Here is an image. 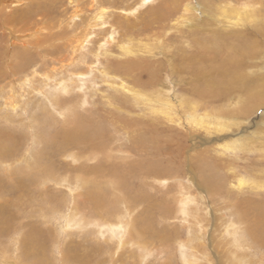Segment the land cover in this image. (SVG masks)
Returning <instances> with one entry per match:
<instances>
[{
  "label": "rangeland",
  "instance_id": "obj_1",
  "mask_svg": "<svg viewBox=\"0 0 264 264\" xmlns=\"http://www.w3.org/2000/svg\"><path fill=\"white\" fill-rule=\"evenodd\" d=\"M97 1L114 3L125 8L136 7V13L127 18L119 17L124 14L119 15V11L116 12V9L111 7L120 20L135 23V28H132L133 31L135 30L134 33L130 34L128 25L124 22L121 25L123 29L112 26L117 28L115 33L110 30L107 34L106 31L113 20V16H110L109 25L107 23L98 27L86 38L84 47L72 50L65 41L69 33L68 29L69 31L72 29L71 25L68 27L69 21L76 8L82 9L83 12H79V15L74 17L78 24L81 17L87 18L93 15L95 7L92 0H78L79 5L70 0H36V5L40 6V9L37 10L38 15L35 11V16L29 24L31 27L33 24L40 26L48 24L52 28L45 29L44 34L53 33L52 37L32 48L34 65L27 72L15 77L0 73V152H2L0 153V264H69L66 255L72 247L83 254L88 249L91 250L93 254L90 257L99 259L92 264H163L168 260V254L174 257L176 264H189L187 254L191 252L188 247L191 245L200 246V251L207 250L202 254H209V259H200L198 264H228L232 260L231 251L234 248L231 247L226 234L227 222L233 221L243 229L245 236L248 235L250 232L248 233L246 219L252 221L251 217H255L249 215L244 219L242 216L245 210L252 213L254 211L241 204H245L246 199L264 201V103L247 104L244 95L240 96L238 91L234 94L232 90L219 96H211L209 89L202 93L195 92V82L192 84L190 73L192 69L204 67L202 62H198L199 59L193 60L187 55L196 52L206 55V49L199 46L201 43L198 48L194 43L195 38L202 35L200 33L196 35L191 31L190 38L181 37V34L189 33V28L186 26L180 30V33L176 31L177 29L165 31L167 26L169 28L170 24L173 25L178 21L177 18L181 17V14L171 20L150 21L152 16L156 17L155 13L162 3L169 0H151V2L147 0L145 4H141L144 0ZM190 1L195 5V10L199 11L201 10L199 4H206L208 0ZM210 1H214L217 7V4L223 0ZM253 2L259 3V6L256 7V18L253 17L252 23L235 24V26L229 22L218 23L213 27V30L216 29L222 35L218 40L225 41L229 38L239 42L248 38L246 35L248 26L252 28L249 30L251 31L259 25H264V0H253ZM26 3L28 1L23 0L17 6L25 7ZM233 3L236 1L233 0ZM46 4L49 7L43 9V5ZM123 7H119V10H123ZM162 11L163 9L160 10V15ZM195 14L197 17L190 15L193 23H203L204 21L199 20L201 14L197 12ZM61 22L62 24L59 25ZM103 26L105 28H102ZM3 33L7 31L0 27V47L2 50L5 48L7 50L10 45L8 40L15 39L10 36L6 38ZM259 33L260 37L264 36V29ZM110 35L112 39L102 40V37L108 38ZM159 35L164 43L159 40ZM59 38L62 40L58 41ZM183 39L189 41L188 46L185 47L186 43ZM19 44L22 46L21 43ZM262 46L263 48L258 52H263V57L259 58L258 62L263 65L262 71H264V40ZM181 47L184 51L180 49ZM214 49H217V46L210 45V50ZM179 55L185 60L182 65L185 73L182 74L178 73L173 65L175 62L179 64L175 58ZM118 61L128 63L117 64ZM62 63L67 66L62 68ZM0 64L8 63L4 60ZM206 66H212L211 71L218 70L213 64L209 63ZM252 70L247 69L250 72ZM70 71L84 72L88 80L77 86H71L69 92L63 91L61 95L53 97V89L56 87L54 84L68 79ZM30 72L32 74L25 75ZM151 74L156 75L154 85L149 84ZM137 91L152 96L151 99H159L161 92V95L166 97L173 107L175 106V112L172 114L174 119L171 120L170 116L164 114L155 119L154 114L149 113L148 110H152L153 106L145 108L140 105L141 102L136 101L140 99L134 95L139 96L135 93ZM81 93H85L89 100L85 102L79 100L77 97ZM189 94L198 97L199 101L196 103L190 100ZM182 99L184 102L196 104L197 117L206 112L218 115L219 121L223 120L227 126H219L214 120L208 123L207 119L200 122L188 118L189 114L182 113L178 105ZM50 100L58 101L60 106H54ZM74 104L78 110L74 115L70 112V108L63 111V106L73 107ZM186 104V107L191 109L189 103ZM59 110L63 111L62 115ZM108 112L119 114V119L125 121L123 125L121 122L116 123L115 129L112 127L114 131L104 139V143H111L115 152V155H112V162L115 164L112 165L127 166V168L130 166L127 170L129 192L137 198L134 205L128 202V205L134 209L132 214L140 213L142 216L146 214L143 212L146 206L145 200L154 202L160 199L161 202L162 199L165 201L167 199L171 205L176 192L170 185L175 183L170 176L173 172L175 175L179 173L180 176L185 177L182 178L187 184L184 190L195 193L197 201L208 211L205 214L207 226L205 236L193 231L191 224L183 221L182 218H174L170 221L159 218L155 222L157 226L169 229L177 226L181 232L178 233L179 238L171 241L172 250L168 249L163 256L159 258L149 256L142 259L141 254L139 257L133 256L134 251L137 250L136 246H131L132 248L127 246L120 250L116 246L117 240L107 239L105 234L87 232L84 228L78 229L76 226L65 228L66 217L73 212L72 203L79 204L85 194L93 195L94 191L107 192L110 199H116V206L124 205L117 202L118 195L122 194L120 190L114 189L104 177L97 178L91 174V171H86L89 169L86 166L97 164L100 160L86 161L81 159L83 155H76L79 159L75 162L69 155H54L63 134L77 119V113H86L96 120L101 113L108 114ZM111 120L115 119L111 117ZM130 121L133 123L131 124ZM149 122L157 125L154 131L146 125ZM134 123L138 125L136 129ZM141 125L146 126L147 129L139 127ZM141 131L143 134L140 135ZM133 135L134 138L139 135L144 136L153 142L148 145L147 151L139 152L136 148L134 150L138 152L134 155H117V148L125 149L131 145L129 138ZM157 138L158 140H154ZM156 148L161 152L160 155H153V150ZM124 156L128 163L119 164L118 161ZM48 161L50 165L46 164ZM101 161L106 162L103 159ZM152 170L157 172V175L149 177L151 172L148 171ZM83 177H91L92 182L83 184ZM209 178L211 181L213 179L212 182L216 185L214 188H209L207 182ZM163 179L168 182H164ZM100 183L102 184L97 185ZM71 194L76 197L72 198ZM158 213L160 217L165 216L160 211ZM116 219L117 217L114 216L113 220ZM40 227L44 228L43 231L46 233V251L42 253L38 244L34 242L37 244V249L33 256H28L27 254L31 255V251L27 247L28 243L24 242L25 236ZM86 232L88 235L83 238L82 233ZM192 232L199 238L192 235ZM191 237L194 243L189 242ZM156 244L158 242L154 243L155 246ZM242 256L246 258L247 264H264V248L257 244L243 248Z\"/></svg>",
  "mask_w": 264,
  "mask_h": 264
},
{
  "label": "bare ground",
  "instance_id": "obj_2",
  "mask_svg": "<svg viewBox=\"0 0 264 264\" xmlns=\"http://www.w3.org/2000/svg\"><path fill=\"white\" fill-rule=\"evenodd\" d=\"M24 1H28V3H26L27 5L25 4V7H21L17 5L21 4L23 0H0V27H3V29L7 31V33H3L6 38L7 36H10L12 39H15L12 41L8 40V43L10 45H8L7 50L6 48L2 50V48L0 47V63L4 60H7L8 63L7 65L0 64V73L3 75L9 74L15 77L20 73H23L25 71L27 72V70L34 65L35 58L33 53L31 52L32 48H34V46H36L37 44L45 43L50 37H52L51 35L53 34H44L46 32L45 29L47 30L52 28L51 26H48V24L44 26H40V24H33V27H31L29 22H31V19L34 18L35 11L36 15H38L37 10L40 9V6L36 5V0ZM71 1L74 4H80L78 0H70V2ZM146 1L147 0H144V2L142 1L141 4H145ZM148 1L151 2V0ZM235 1L238 4L233 3V0H223L219 2L216 7L214 1L208 0L206 4H199V6L201 7V10H199L200 12L195 10V5H193V2L190 0L164 1L159 7L160 9L156 11V17L152 16L150 18V21H158L163 19L171 20L176 15L181 14L182 16L177 18L178 21L173 25L170 24L169 28L167 26L165 31H169L170 29H177L176 31L180 33V30L186 26V28H189V33L187 34L188 36L185 34H181V37L185 36L186 39L190 38L189 36H191V31H193L196 35L197 33H200V35H202V37L195 38L194 43L197 45L196 48H198L199 43H201L199 46L206 49V55L198 54V52L192 53V55H187V57L193 60L199 59L200 61L198 62H202V65L204 67L195 69L191 68L192 71L190 73V78L193 81L192 84L195 82V92L199 91L200 93H202L204 90L209 89V94L211 96H219L225 94L229 90H232L234 94H236V91H238L240 93V96H245L247 104H249L250 102H259V104L261 105L262 103H264V71H262L263 65L258 62V59L263 57V52L258 51L263 48L262 41L264 40V36L260 37L261 34L259 32L264 29V25H259L258 28H255L251 31L249 30L252 28L248 26V32L246 34L248 35V38H244L239 42L227 38L226 35L225 37L227 38V40H218L222 35L216 29L213 30V27H215L218 23L226 24L229 22L234 26L235 24H251L253 17L256 18V7L259 6V3L253 2V0ZM92 2L94 3L95 7L93 11L94 14H91L92 16L89 15V17L87 18L81 17L79 22V24L81 25H79L74 20V17L79 15V12H83L82 9L76 8L73 12L72 19L69 21L70 24L68 27H70L71 25L72 29H70V31L68 29L67 32L69 33L67 34V39L65 41H67L68 47H72V50H75V48L77 49L84 47L86 38L89 37L92 32H94L98 27L100 28L101 25H105L107 23L109 25L110 23L108 18L110 16H113V20L111 21L110 28H106L107 34L110 30L114 32L115 29H117L113 28L112 26H117L118 28L120 27L121 29H123L121 25L124 22L127 23L129 29L128 31L130 32V34L134 33L135 30L133 31L132 28H135V23L129 20H120L112 11L111 7H113V9L115 8L116 10H114L116 12L118 10L119 15L123 13L124 15L119 16L123 18H127L136 13V7L133 8V6L128 5L131 6V8H125L123 6H116V4L114 3H98L97 0H92ZM48 7V4L43 5V9H47ZM119 7H123V10H119ZM50 9L51 6L49 10ZM161 9H163V11L160 15L159 12ZM195 12L201 14V19L199 20L200 22L204 21L203 23H193V19L190 17V15L197 17ZM60 24H62V22L59 23V25ZM102 28L105 27L103 26ZM37 32H40V34H37ZM41 32H43V34ZM105 37L106 36L102 37V40L109 39L112 37V35H110L108 38ZM186 39H183L186 43L185 47L188 46L187 43L189 42ZM207 39L209 40L205 41ZM59 40H62V38H59L58 41ZM159 40L164 43V40H162L161 36L159 37ZM18 42L21 43L22 46ZM210 45L217 46V49L210 50ZM182 47L180 49L184 51ZM172 58L174 60V56H172ZM175 58H177V61H179V64H177L176 62L173 63V65H175V70L180 74L185 73V68L182 66L185 62L184 57L179 55L175 56ZM123 63L128 62L118 61L117 64ZM209 63L211 65L213 64V66L218 70L211 71L212 66H206ZM61 66L63 68L67 66V64L64 65L62 63ZM247 69H250L252 71H247ZM70 72L71 73L68 75L70 77H67L68 79L54 84L56 87L53 89V97L56 98L58 95H61L63 91L64 93L65 91L67 92L71 88V86H77L78 84L84 83L86 79L88 80V77L86 76L87 74L85 75L84 72ZM30 74L32 73H26L25 75L27 76ZM151 75V78H149L150 83L149 81L146 83L154 85L156 75ZM54 78L56 79V77ZM199 85H203V87H199ZM200 88L202 89L199 90ZM81 89L82 88H80V90ZM85 93H81L77 98L79 100H82L83 102L89 100ZM135 93H138L139 95L137 96L136 94H134L135 97L141 99V101L140 99H136V101L142 103H140L141 106H144L145 108H147V106H151L152 108L153 106L152 110H148L149 113L154 114L155 119L159 118V116H161L162 114L167 117L170 116L171 120L174 119L172 114L173 112H175V106L173 107V104L169 102L166 97L164 98L161 95V92H159V99H151L152 96L149 97L147 95H144L141 91H137ZM188 98L195 101L196 103L199 101V98L193 96L192 94H189ZM225 98H227V95L225 96ZM186 103H189L188 105H190L191 109H188L186 107ZM190 103L191 102H184V99H182V102L178 104L181 107L182 113L189 114L188 116L186 115L188 118L200 122H203L205 121V119H207L206 121L208 123L214 120L219 126H227L226 122L223 123V120L219 121L218 115H211L206 112L204 115L197 117L198 114H196V110L198 107L196 106V104L194 105L193 103ZM52 104H54V106L56 105L57 107L60 106L58 101H54L52 102ZM63 108V111H67L70 108V112L73 113V115L78 112V110H76L75 104L73 105V107L63 106ZM63 111L59 110V113L62 115ZM114 115L115 114L109 112L108 114L101 113L99 118L94 120L89 115H86V113H77V119L74 121L72 126L68 128V130H66L63 134L62 140L58 144L54 155H69L75 162L79 159L76 155H83L81 159L86 161L100 160L97 164L86 166V168H89L86 171H91V174H93L94 177H104V179H107V181L111 183L114 189L120 190L122 194L118 195L117 202H121L124 205L121 207L116 206V199H110L107 192L94 191L95 193L93 195L85 194L81 197V201L79 202V204L76 205L72 203L71 208L73 212L66 217L65 228L67 229L69 228V226L70 228H75L76 226V228L78 229L84 228L87 232L92 231L98 232L100 234H105V237L107 239H115V241L117 240L116 246L119 247L120 250L125 249L127 246H129L130 248H132L131 246H136L137 250L134 251L135 253L133 256L139 257L141 254V256L143 257L142 259H146L149 256H154L156 258L163 256V253L166 254L168 249H170L169 251L172 250L171 241H176L179 238L178 233H181L179 228L177 226H172V228L170 229L166 227L160 228L155 223L159 218L167 221H170L174 218H182L183 221L191 224L190 227L193 228V231H198L197 233L205 236L204 234H206L207 229V226L205 224V214H207L208 211L205 210L206 208L201 206L202 204L200 205V203L197 201L195 193L184 190L187 184L182 181V178L185 177L180 176L179 173H176L175 175V172H173L170 176V179L175 182L170 185H172L173 190H175L176 192L175 199L171 200V205L167 201V199L166 201L162 199L161 202L159 201L160 199H156L154 202L145 200L146 206L143 212H145L146 214L143 216L140 215V213L132 214V211H134V209L133 207H130L128 205V202L131 205H134L133 203L134 201H137V198L132 196L131 192H129L127 170H129L130 166L129 168H127V166L119 167L117 165H112L115 164L114 162H112V155H115V152H113L112 150L111 143H109L108 141V143H104V139L114 131L112 127L115 129L116 123L121 122L122 125L125 123L124 120L119 119V114L115 116ZM111 117H113L115 120H111ZM125 120L129 121V119L127 118H125ZM133 121H130V123L132 124ZM136 125L137 124L134 123L135 129L138 127V125L137 127ZM146 125L150 126L153 131L157 127L154 122H149ZM139 127L146 128V126L144 125H141ZM139 134L141 135L143 134V132ZM140 135L137 138H134L135 135L129 138L131 140V145L129 143V147L125 149L121 148L122 150L117 148V155H134L135 152L138 151H147L148 145L153 141L151 140L150 142L149 139H147L146 137L144 138V136ZM154 140H158V138ZM136 148L138 149V151L134 150ZM158 150V148H156V150H153V155H160L161 152H159ZM125 157L126 156L122 157L120 161H116H118L119 164H127L128 162L126 161ZM102 159L106 162L101 161ZM109 159L111 161H109ZM46 164L50 165V162L48 161V163ZM148 173H150L149 177H153L152 175H157V172L153 170L148 171ZM163 181L166 182L167 180L163 179ZM212 181L210 180V178L209 180H207L208 184L210 185L209 188H214V186H216ZM91 182V177H83L82 179L83 184H89ZM160 182H162V180H160ZM101 184L102 183L97 185ZM113 188L111 189L112 193L114 192ZM104 190L106 189L104 188ZM71 197L75 198L76 196L71 194ZM241 205L243 207H246L247 209L251 208L254 211V213H252L248 210H245L243 212L244 215L242 216V218H248L249 215L255 218L251 217L252 221L246 219L248 222V233L250 232L249 234L247 233L248 235L246 236L243 229L239 228L236 223H234L233 221L232 223L230 221L227 222L228 226L226 228V234L228 236L231 247L234 248L231 251L232 260H230L228 264H247L245 262L246 258L242 256V251L243 248L249 247L251 246V244H257L260 247L264 248V201H251L250 199H246L245 204ZM158 211L162 212L165 216L160 217ZM86 214H88L89 216H86ZM166 215H168L169 217H166ZM114 216L117 217L116 221L113 220ZM139 219H141L142 221L140 222ZM6 227H8V225H6ZM43 229L44 228L41 229V227L36 228L32 232H30V234H27V236H25L24 242L28 243L27 247L31 251V255L27 254L28 256H33L35 250L37 249V244L42 253L46 251V233L43 231ZM87 232L82 233L83 238L87 237ZM192 235L198 237V235H195V233L193 232ZM198 238H196V240H198ZM34 242H36L37 244H35ZM156 242H158V244H156L158 248L154 245V243ZM189 242L194 243V241H192V237ZM188 247L191 251L187 254L189 264H198L200 259H209L208 253L207 255L202 254L207 250L204 249L200 251V246L195 245H191ZM85 249L87 250V248ZM92 254V251L89 249L83 254L79 252L75 247H72L69 250V254L66 255V258H68L69 264H92L98 262V258L90 257ZM167 257L168 260L163 264H176L174 257H170L169 254Z\"/></svg>",
  "mask_w": 264,
  "mask_h": 264
}]
</instances>
